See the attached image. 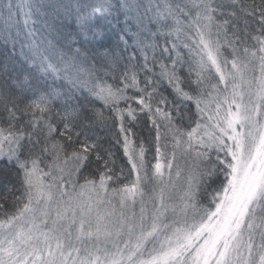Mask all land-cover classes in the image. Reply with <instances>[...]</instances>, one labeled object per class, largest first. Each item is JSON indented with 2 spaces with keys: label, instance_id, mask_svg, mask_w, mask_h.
Listing matches in <instances>:
<instances>
[{
  "label": "snow or ice",
  "instance_id": "6c2138e0",
  "mask_svg": "<svg viewBox=\"0 0 264 264\" xmlns=\"http://www.w3.org/2000/svg\"><path fill=\"white\" fill-rule=\"evenodd\" d=\"M0 264H264V0H0Z\"/></svg>",
  "mask_w": 264,
  "mask_h": 264
}]
</instances>
